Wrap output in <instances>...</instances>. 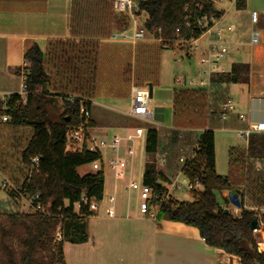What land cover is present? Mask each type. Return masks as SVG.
Masks as SVG:
<instances>
[{
  "label": "trees",
  "instance_id": "obj_1",
  "mask_svg": "<svg viewBox=\"0 0 264 264\" xmlns=\"http://www.w3.org/2000/svg\"><path fill=\"white\" fill-rule=\"evenodd\" d=\"M136 3V14L146 16L144 26L159 42L160 49L199 38L204 31L198 24L202 17L209 20L212 16H223L208 0H136ZM235 6L239 11L245 10L246 0H237ZM127 25L128 17L114 13L113 0H73L70 31L78 43L55 42L45 52L34 44L27 50L24 57L27 103L8 112L12 118L8 125L13 132H30L20 154L27 172L21 190L33 206L42 205L43 211H0V264H66L64 244L81 245L89 241L87 220L92 214L89 206L102 202L105 177L103 172L80 176L78 169L93 164L101 156L86 150L66 152V133L80 125L81 107L91 111L100 73L99 40H107ZM141 48L147 49L145 53L151 49L148 45ZM156 55L157 52L153 58ZM137 61L136 67H129V75L137 71L140 77L134 80L138 85L144 86L147 78L154 86L155 72L142 68L145 60ZM248 81L249 66L234 64L230 72L213 78L215 90L211 93L199 89L175 91L171 129L145 128L143 183L157 197H163V185L173 179L179 156L199 137L198 156L188 164L186 176L190 180L198 177L203 190L193 193L192 202L172 198L158 208L168 220L196 228L207 246L238 257L240 264H264V252L259 253L260 242L251 231L253 219L264 224V216L260 214L264 209V169L257 171L256 164L264 162V135L251 139L248 155L240 147L230 149L228 175L216 171L214 131L228 122L220 121V108L230 96V86ZM57 100L63 102L60 116L50 110ZM89 125L92 127L93 123ZM202 130L204 133L199 136L197 131ZM34 158H39V165L30 174ZM239 185L242 191L236 194L241 201V213L225 215L226 207L221 205L219 195L223 197L222 203L229 205L223 194ZM7 193L10 200L19 202L14 191ZM59 226L63 239L56 242Z\"/></svg>",
  "mask_w": 264,
  "mask_h": 264
},
{
  "label": "crops",
  "instance_id": "obj_2",
  "mask_svg": "<svg viewBox=\"0 0 264 264\" xmlns=\"http://www.w3.org/2000/svg\"><path fill=\"white\" fill-rule=\"evenodd\" d=\"M236 1L227 0L223 3L227 4V7H221L224 14L219 27L226 30L223 44L228 50L221 68L228 73L234 64L248 65L249 81L248 84L233 85L229 88V98L235 104L236 114L219 128L224 133H235L237 129L245 126L238 121V114H245L252 121L264 120V0H246V8L242 11L236 9ZM72 2L73 0H0V93L19 92L20 85L19 89H16L14 84L20 78L25 54L34 44H38L45 52L55 42L78 43L77 39L72 38L70 31ZM252 12L258 13L257 23L252 22ZM229 28H232V32ZM255 32L260 33V40L257 45H252L251 40ZM108 39H100L99 43H111ZM193 50L196 51L192 48ZM189 55L191 56L190 53ZM129 77L132 78L130 87L137 84L134 74ZM113 80L116 79L112 77V83H115ZM115 89L112 86L108 92L102 93L97 88L95 97L97 93H108L112 96ZM154 89L153 86V91ZM95 97L92 99L93 126L90 127V132L96 137L107 140L125 138L135 136L136 130L142 128H136L134 133L126 126L113 121L110 115L96 111ZM167 112H170L168 119ZM156 115L160 125L165 122L171 125L172 105L159 107ZM105 127L108 130H105ZM109 130H113L115 136L109 134ZM142 138L136 139L135 145ZM129 146L130 143L123 142L124 156ZM226 147L227 173L218 168L219 152ZM237 147L239 145H232L223 136L220 140L215 138L216 171L219 175L226 176L229 173V151ZM106 153L108 157L111 156L109 151ZM78 173L85 176L95 172L91 165H88L79 168ZM127 181V178L118 181L115 196L113 175L112 186L109 187L105 182L104 198L101 203H95L96 208L91 211L92 214L87 220L89 241L81 245L66 242V264H240L238 257L207 246L196 228L168 220L158 207L150 209L146 215H142L138 208H132L129 204L131 197L136 195L138 198L139 193L132 191L129 195L126 191ZM236 191H242L240 185L230 193H237ZM230 193L223 196L228 197ZM125 199V208L120 207ZM222 199L221 196V205L226 207L229 214L240 215L241 209L231 204L224 205ZM112 205H115L116 210L114 219L106 215V210ZM257 234L260 237L259 245H264V224L260 226Z\"/></svg>",
  "mask_w": 264,
  "mask_h": 264
},
{
  "label": "built area",
  "instance_id": "obj_3",
  "mask_svg": "<svg viewBox=\"0 0 264 264\" xmlns=\"http://www.w3.org/2000/svg\"><path fill=\"white\" fill-rule=\"evenodd\" d=\"M226 1L227 0H208L209 4L216 11L223 14L224 11L221 9V5ZM136 9V0H113L114 13L120 16L128 17V25L126 28L114 32L109 37V42L136 46L146 41L149 33L147 32L144 23H142V17L136 14ZM221 18H215L212 16L208 20L206 17H202L200 20H198L199 27L204 29L202 35L197 39L181 42L183 46L193 47L197 53H199L200 60L198 64L202 69V75L205 76L206 79H200L198 81H195L194 79L188 81L185 79H183V81L177 79L176 83L178 85H181L186 89L206 90L209 93L215 90L213 86V78L216 77V75L225 73L222 71L221 62L228 51L223 44L226 30L222 27H219ZM251 19L253 23H257L258 13L252 12ZM228 30L232 32V28H229ZM177 32H179V30ZM158 33H161L160 29L158 30ZM204 38L207 39V43L205 46L200 47L198 42ZM259 40L260 33L255 32L251 40L252 45H257ZM25 67L26 63L24 62L19 75L21 81L19 92L0 93V124H10L12 118L8 112L16 111L22 105L27 103L28 87L26 83ZM130 95L132 105L128 113L129 116L146 123H152L155 113L150 109V94L148 87L132 84L130 87ZM220 110V121L222 122H227L232 115L236 114L235 104L230 98L226 99ZM80 119V125L78 127L69 129L66 133L65 151L82 152L86 150L91 153L100 154V159L91 164L92 170L94 172L104 173L106 168L113 174V179L115 182L114 196L116 195L118 181L128 178L126 191L129 193V195L132 191H137L139 193V210L142 215L148 214L150 209L156 208L158 205L166 203L172 199L177 190H187L191 193H200L203 190V186L198 177L190 180L186 176L188 164L197 159L199 151V137L196 139L195 144L192 147L187 148L183 156L179 159L174 170L175 175L168 184L163 185L165 194L160 198L155 195L152 188L146 186L143 182L139 185L133 181V167L136 148L135 140L145 136V129H137L135 136L130 135L125 138L117 137L110 140L100 139L90 132L91 128L89 123L92 119L91 111L86 107H81ZM237 119L241 124L245 125L244 127L235 131L238 139L243 143V145L239 147L241 150L245 151L246 155H248L251 139L254 136L264 135V120L252 121L245 114H238ZM203 133L204 131L202 130L201 134ZM123 142L130 143L129 148L126 151V158H124L122 154ZM106 151H109L111 156L104 162L103 153ZM256 164L257 171L264 169V162L257 161ZM32 165L33 166L30 168V174L38 169L39 158H34L32 160ZM180 177H182L183 180H181ZM7 184L8 182H6L3 187L10 191V189L7 188ZM154 201H156L155 204ZM76 207L79 209L80 205H76ZM29 208L32 211H43L42 205L35 207L31 204V202ZM95 208L96 204L92 202L89 206V211L91 212L92 210H95ZM260 214L261 216H264V209L260 210ZM106 215L110 219H114L116 217L115 205H112L106 210ZM259 222V225L262 226L261 221ZM60 228L61 226L58 227L55 235L56 242H61L63 239ZM258 232L254 233L257 234Z\"/></svg>",
  "mask_w": 264,
  "mask_h": 264
},
{
  "label": "rangeland",
  "instance_id": "obj_4",
  "mask_svg": "<svg viewBox=\"0 0 264 264\" xmlns=\"http://www.w3.org/2000/svg\"><path fill=\"white\" fill-rule=\"evenodd\" d=\"M221 7H227V4H222ZM140 16L142 17V23H144L146 20V16L144 14H141ZM181 42H176L172 47H163V49L161 48L162 50L159 48V42L155 40L152 35H148L145 42L136 46L120 43H100L101 51H99L98 54L100 73H98L99 83L96 85V90L98 88V90H101L102 93H106L109 91V87L114 86V88H116V91L112 96H109L108 93L105 95H99V93H97L94 101L95 104H97L95 106L96 111H102L103 113L110 115L109 117H111L113 121L118 122V124L120 125L126 126L127 128L133 130L134 133L135 129L139 127H157L171 129V125L167 124V122L160 125L158 123L156 114L159 107L163 108L172 105V98L174 97L173 93L175 91L186 89L185 87L178 85L176 83V80L178 79L183 81V79H185L186 81H188L194 79L195 81H198L200 79H206V77L202 75V69L198 64L200 60L199 53L194 50L192 51L193 47L183 46ZM206 43L207 39L204 38L198 42V45L200 47H203L206 45ZM144 45L150 46V52L147 51L145 53L147 49L141 48ZM156 52V58H153V55ZM189 53L191 54V56L189 55ZM139 54L144 58L139 57ZM137 59L140 61L139 63H143L145 60L146 63H144L143 67L141 65L142 68H148L149 70L151 69L153 73L155 72V74L153 75L155 89L153 91V98L150 99L149 103L150 109L155 113V117L152 123L140 121L139 119L130 117L128 114L132 105L129 93L132 78L129 77L131 76L129 75V67H132L134 65L136 67L138 64ZM223 60L221 62V65L223 63ZM134 75L135 80H138V77H140L139 73L137 71H134ZM112 77L116 79L113 81H116L117 83H112ZM146 80L147 78L143 82L144 86L142 87H147V85L151 83L150 81ZM19 85L20 78L15 81L14 87L16 89H19ZM50 110L56 116L62 115V100H57V102L51 107ZM109 117L105 116V118ZM166 118H170V112H167ZM105 128V130H108L107 127ZM216 128L220 130L219 126H217ZM218 130L215 132V138H217L218 140H220V137L223 136L232 145H243V143L238 139L236 133H224L221 132V130ZM197 133L198 135H200L201 131H197ZM109 134L115 136L116 133L113 130H109ZM29 135L30 132L28 131L17 130V132H13V129L11 130L9 125L0 124V211L17 210L24 212L30 210V200L27 199V197L21 190V185L25 179V175L27 172L26 170H24V165L21 162L20 156L21 151L24 148V141L27 140ZM145 143L146 137H143L135 145L136 148L133 167V181L139 185L143 182L145 171ZM126 145L127 144L125 143V147ZM187 148H190V146L184 148V150L182 151L183 153L178 158V161L183 156ZM122 154H124L123 150ZM107 158H109L108 154L106 152L103 153L104 162ZM124 158H126V156H124ZM227 165L228 156L226 147L221 149V151L219 152L218 168L227 173ZM112 175L113 174L105 168V182L109 187L112 186ZM180 179L183 180L182 177H180ZM6 182H8L7 188L10 189V191H14L20 198L19 202H15L16 204L12 200H10L7 193V191L9 190L3 187ZM174 199L179 202H192L194 200V196L190 191L177 190L174 194ZM220 200L221 196L219 195V201ZM125 201L127 200H123V202L120 204L121 206H119H123L125 208ZM129 204L132 208L139 209V197L137 198L136 195L132 196ZM256 238L258 241H260L259 234H256Z\"/></svg>",
  "mask_w": 264,
  "mask_h": 264
},
{
  "label": "water",
  "instance_id": "obj_5",
  "mask_svg": "<svg viewBox=\"0 0 264 264\" xmlns=\"http://www.w3.org/2000/svg\"><path fill=\"white\" fill-rule=\"evenodd\" d=\"M147 87L149 89L150 99H152L153 98V84L150 83V84L147 85ZM228 200H229V202H230V204L232 206H234L237 209H241L242 205H241V201H240V198H239L238 194L230 193L228 195ZM224 214L228 215L229 211L226 209L224 211ZM259 230H260L259 220L258 219H253L252 225H251V231L252 232H258ZM258 251H259V253H263L262 250H261L260 245L258 247Z\"/></svg>",
  "mask_w": 264,
  "mask_h": 264
},
{
  "label": "bare ground",
  "instance_id": "obj_6",
  "mask_svg": "<svg viewBox=\"0 0 264 264\" xmlns=\"http://www.w3.org/2000/svg\"><path fill=\"white\" fill-rule=\"evenodd\" d=\"M260 247H261L262 250L264 249V245H261Z\"/></svg>",
  "mask_w": 264,
  "mask_h": 264
}]
</instances>
